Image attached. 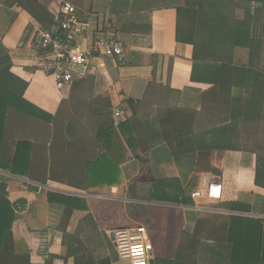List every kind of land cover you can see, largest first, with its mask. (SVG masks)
<instances>
[{"label":"crops","instance_id":"obj_1","mask_svg":"<svg viewBox=\"0 0 264 264\" xmlns=\"http://www.w3.org/2000/svg\"><path fill=\"white\" fill-rule=\"evenodd\" d=\"M136 1L130 9L148 16L150 36L116 32L113 0H0V43L22 98L8 110L0 148V183L18 204L0 264H127L114 233L139 225L156 258L173 260L185 246L195 264H242L249 256L234 249L244 250L249 221L264 231L256 155L216 150L224 116L214 94L231 90L230 112L242 117L250 91L264 97V3L202 1L194 16L184 0ZM68 2L83 10L70 46L87 49L115 32L129 58L94 55V72L60 91L38 70L36 45ZM18 144L26 159L13 173L4 166ZM212 183L222 185L220 200L206 197ZM62 201L79 207L68 216Z\"/></svg>","mask_w":264,"mask_h":264},{"label":"trees","instance_id":"obj_2","mask_svg":"<svg viewBox=\"0 0 264 264\" xmlns=\"http://www.w3.org/2000/svg\"><path fill=\"white\" fill-rule=\"evenodd\" d=\"M79 1V0H78ZM134 0H113L111 14L114 16V29L116 32L123 31L126 35L142 36L147 34L150 36L151 25L146 22L148 16L141 17L130 9L131 2ZM142 0H137V2ZM152 4L159 6H172V0H150ZM202 1L208 2H249L261 5L264 0H184L186 6L192 8L191 13L195 16V8ZM76 2V1H75ZM74 2V3H75ZM70 3V2H68ZM79 3V2H78ZM176 3V1H175ZM72 4V3H71ZM78 14H81L82 7L77 5ZM81 6V4H80ZM82 10V11H81ZM179 12V11H178ZM60 14L57 15L52 21L49 22V26L44 30H51L55 28L60 20ZM139 21H143L139 23ZM105 36V35H104ZM193 42V40L191 41ZM173 59H170L169 64V77L172 72ZM12 60L9 51L0 43V148L3 144V136L6 128V117L9 109L17 110V101H21L22 98L16 94V82L17 78L11 74ZM222 84V83H221ZM26 88V84H23ZM262 91H250L249 107L250 111L243 115L239 112H230V97L231 90L227 88H221L214 91L215 96L219 100V104L222 105L219 109L222 111L224 121L220 123L221 129L217 132V140L215 143L216 150H234V151H247L256 155V178L255 185L258 188L264 189V97L261 95ZM132 103L135 101L131 100ZM19 111V110H18ZM231 118V120H230ZM122 128V125H119ZM27 146L26 144H18L16 153L9 165L4 167L10 169L13 173L20 172V162L26 159V156L19 154V149ZM62 205L70 209L68 216H71L73 210L77 207V202H61ZM18 204L11 203L7 198L6 187L0 183V258L5 256V253L11 249V243L13 242L12 231L15 229L17 217ZM249 230L245 236L246 246L243 253L240 249H234L236 257H246L242 264H258L260 252H264V231L260 221L250 220ZM263 238V243H262ZM242 254V255H241ZM235 256V255H234ZM253 258V259H252ZM155 264H195L192 261L191 250L188 247L180 248L178 255L175 259L156 258Z\"/></svg>","mask_w":264,"mask_h":264},{"label":"built area","instance_id":"obj_3","mask_svg":"<svg viewBox=\"0 0 264 264\" xmlns=\"http://www.w3.org/2000/svg\"><path fill=\"white\" fill-rule=\"evenodd\" d=\"M78 9L71 3L61 7V18L53 30H40L37 38V50L41 53L38 70L52 76L57 89L70 88L76 79L93 73L91 59L102 55L123 64L128 61L129 51L124 47L118 33L108 32L106 37L96 39L87 49L72 47L67 39L78 34ZM65 36V37H64ZM122 113L116 111L115 124L120 125ZM200 197V193L195 194ZM206 197L220 200L222 185L212 183L208 186ZM115 245L120 258L127 264H152L155 261L154 244L146 226L120 229L114 233Z\"/></svg>","mask_w":264,"mask_h":264},{"label":"rangeland","instance_id":"obj_4","mask_svg":"<svg viewBox=\"0 0 264 264\" xmlns=\"http://www.w3.org/2000/svg\"><path fill=\"white\" fill-rule=\"evenodd\" d=\"M72 3H73V2H72ZM73 4H74L75 7H77L75 3H73ZM171 4H175V0H172ZM81 11H82V10H81ZM79 12H80V11H79ZM139 226H140V225H139ZM152 241L154 242L153 239H152ZM154 255H155V258H156V252H154ZM157 257H159V255H157Z\"/></svg>","mask_w":264,"mask_h":264},{"label":"water","instance_id":"obj_5","mask_svg":"<svg viewBox=\"0 0 264 264\" xmlns=\"http://www.w3.org/2000/svg\"><path fill=\"white\" fill-rule=\"evenodd\" d=\"M128 105H129V107H130L132 110L134 109V108H133V104H132L131 101L128 102ZM152 264H155V261H153Z\"/></svg>","mask_w":264,"mask_h":264}]
</instances>
